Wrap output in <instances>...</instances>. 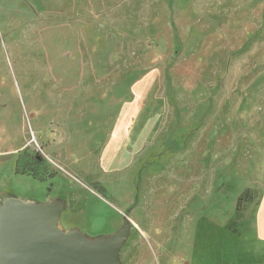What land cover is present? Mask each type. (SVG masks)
Here are the masks:
<instances>
[{"label": "rangeland", "instance_id": "374dc122", "mask_svg": "<svg viewBox=\"0 0 264 264\" xmlns=\"http://www.w3.org/2000/svg\"><path fill=\"white\" fill-rule=\"evenodd\" d=\"M48 1L0 0V213L51 209L57 234L86 249L123 231L119 256L131 202L185 212L194 195L228 214L257 196L264 0H98L74 16V47L24 30L40 17L49 25ZM204 219L181 259L169 231L154 230L146 264H252L234 249L232 217L220 229Z\"/></svg>", "mask_w": 264, "mask_h": 264}, {"label": "crops", "instance_id": "0c3cea01", "mask_svg": "<svg viewBox=\"0 0 264 264\" xmlns=\"http://www.w3.org/2000/svg\"><path fill=\"white\" fill-rule=\"evenodd\" d=\"M93 4L95 8L99 7L98 0H49L48 4L51 8L49 15V25L43 26L48 19L40 17L37 22H31L37 26H27L24 30H34L35 32L50 30L55 32L54 36L57 42L62 37L65 38V42H62L66 47H74L75 39L73 35V18L75 15L80 17L88 16V8L90 4ZM80 8L81 12L76 9ZM86 9V14L83 10ZM75 10L77 13L75 14ZM31 21V20H30ZM83 22V18L81 19ZM46 25V24H44ZM24 37V36H23ZM25 43L24 41L20 42ZM60 43V42H59ZM38 48V57L42 56V48L36 45ZM152 184H156L152 182ZM155 191L154 188H152ZM156 192L153 193L152 197L155 196ZM237 194V196H239ZM194 195L192 198L185 202V212L183 208L173 206L172 213L166 211V208L161 206V201L157 198H153L152 202L148 205L140 206V199L131 202L129 209V216L131 222V236H130V249L126 252H121V255L117 254V264H146L144 256L146 255L147 247L145 239L148 240L152 232L157 231L158 227H165L169 233L167 239L171 243L170 254L176 256L178 259L184 258L186 255L191 253V241L193 225L192 223L197 218L204 219L214 228H224L226 221L229 218H233L236 228V234L233 238L235 244V250L237 253H243L252 258V264H264V181L258 190V194L252 200L245 202L240 212H233L226 214L222 211V205L219 203L214 207L207 205V201L202 199L199 202L194 203ZM237 198H235V201ZM235 204V203H234ZM171 211V210H170ZM187 228V233L190 230L191 238H188V248H182L179 246V239L181 234V223ZM204 223L202 222V225ZM209 227V228H210ZM209 228L207 230H209ZM211 230V229H210ZM141 234H139V232ZM210 232V231H209ZM153 239L155 235L152 236ZM191 240V241H190ZM154 251V248H153Z\"/></svg>", "mask_w": 264, "mask_h": 264}, {"label": "water", "instance_id": "95a60500", "mask_svg": "<svg viewBox=\"0 0 264 264\" xmlns=\"http://www.w3.org/2000/svg\"><path fill=\"white\" fill-rule=\"evenodd\" d=\"M124 232L96 249L55 231L50 210L33 211L4 204L0 213V264H117Z\"/></svg>", "mask_w": 264, "mask_h": 264}]
</instances>
